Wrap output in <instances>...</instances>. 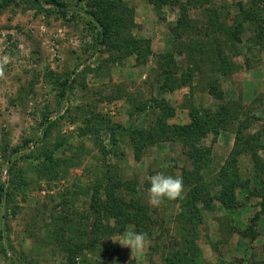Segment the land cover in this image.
Wrapping results in <instances>:
<instances>
[{"label":"rangeland","instance_id":"374dc122","mask_svg":"<svg viewBox=\"0 0 264 264\" xmlns=\"http://www.w3.org/2000/svg\"><path fill=\"white\" fill-rule=\"evenodd\" d=\"M58 1L69 8L64 18L44 0H0V264H15L13 257L19 264H73L77 245L85 249L90 240L93 215L88 200L96 191L98 203L106 202L113 186L115 198L125 191L130 193L124 197L127 201L132 200L129 195L136 198L142 208L137 216L149 214L150 221L142 222L150 225V245L142 254L131 253L116 243L121 234L111 232L97 238L86 264H168L169 256L174 264L178 259L184 264H264V205H259L264 178L259 184L252 175L250 188L236 192L231 207L215 199L206 205L197 201L201 224L196 230L189 204L182 205L191 185L197 184L201 195L209 197L220 191L217 178L223 176L227 159L236 161L241 181L251 174L249 158L239 150L249 148L246 133L264 146V48L248 55L247 68L243 56L233 58L237 67L219 81L215 96L208 92L214 78L202 77L200 63L189 53L196 40V46L202 44L212 54L214 44L205 35L211 14L207 9L216 7L225 24L233 27L250 0H201V12L194 8L196 3L187 6L178 37L170 26L179 8L164 6L157 12L147 0H117L110 12L132 22L119 30L121 36L129 31L142 48L148 45L146 56L137 62L133 56L95 46L97 28L88 11L94 3L105 9V1L116 0ZM243 28L239 46L251 35L249 23ZM213 42L228 54L224 36L219 34ZM168 53L173 55L174 72L165 78ZM64 79L68 86L61 97ZM156 102L164 113L166 108L173 111L167 120L171 126L188 125L193 116L227 102L232 115L246 116L248 126L241 130L239 142L234 124L232 131L219 132L216 138L208 133L196 141L198 150L180 137L162 138L137 158L127 147V135L110 140L109 130L117 125L150 129L158 121ZM132 106L142 112L129 117ZM159 172L183 177L182 199L150 203V177ZM182 238L191 241L195 258Z\"/></svg>","mask_w":264,"mask_h":264},{"label":"trees","instance_id":"16d2710c","mask_svg":"<svg viewBox=\"0 0 264 264\" xmlns=\"http://www.w3.org/2000/svg\"><path fill=\"white\" fill-rule=\"evenodd\" d=\"M149 3L153 4L155 6V9L157 12L161 10L162 7L168 6L170 9L179 8V14L176 18L175 24L170 26V31L172 34L174 33L177 37L180 35L179 28L186 24L184 21L186 18V12L187 6L195 5L193 3L198 4V7L201 12V0H147ZM44 2H47V4L55 7L58 12L60 13L61 17H65V14L67 10L69 9L64 3L59 2L58 0H44ZM183 2V4H182ZM103 3V2H102ZM107 8L100 7L97 3H94L92 10L88 11V14L93 18V22L96 25L95 28H97L96 35L94 37L95 40V46L98 48L100 46H104L106 50H115L117 52H120L122 56H133L134 60L137 62L139 58L146 56V52H148V46L145 45V49L142 48L140 44H137L135 40L131 37V35L127 31L126 37L121 36L120 31L125 30V28H130L132 26L131 21H125L122 18L121 14H112L111 8H115L117 6V0L116 2L113 1H105ZM241 7L243 15H241L240 19H238L235 22V25L233 27L227 26L225 24V19L220 18V14L217 13L216 7H211L210 9H207L211 14L207 16V29L205 31V35H208V37L211 39L209 40L214 44L212 47L211 55H208L206 52H208V49L205 51L204 46L198 45L196 46V40L193 41L194 44L189 47V53H192L195 57V61L199 62V70L201 69V75L202 77L210 76V78H214L212 83H208L209 86V93L213 96H215V91H218V88H220L219 81L223 78L230 76L234 73V67H237V63H235L234 59L236 56H243L245 58L244 66L247 68L250 66L248 55H251L252 52L256 47H259L260 49L264 48V43L262 41L264 37V0H250L245 10ZM106 12H108L106 15ZM105 13V15L103 14ZM227 14V12H226ZM218 18H220V22H217ZM236 20V19H235ZM213 22V23H212ZM244 22L249 23L250 26V33L251 35L246 39V42L242 44V46H239V43L241 42L240 36L245 28H243ZM258 25V27H257ZM125 26V27H124ZM252 26V28H251ZM190 28V27H189ZM120 30V31H119ZM222 35L224 36V39H226V43L223 44L224 47L227 48L228 54L224 53L222 48H220L219 43H215L216 37ZM199 43V42H198ZM222 44V43H220ZM218 47V48H217ZM145 50V51H144ZM223 54H227V56H224ZM122 58V57H120ZM213 58L214 61H213ZM173 63V55L171 53L166 54V59L164 61L165 71L164 76L165 78H169L168 74H172L174 71L171 68V65ZM236 65V66H235ZM218 80V82H217ZM215 83H218L217 85ZM68 84V80L64 79V81L61 83L62 89H61V97H64L66 88ZM181 84H186L185 82H182ZM166 84L163 83L161 85L160 94L164 92V87ZM155 102V101H154ZM155 107L157 108L156 118L158 121H155V124H153L150 129L148 130H138V128H130V129H122L120 125H117L113 127V129H110L109 132L111 134V139L113 141L122 140V135H127L128 137L126 140L128 141V146L131 150V153H133L136 158L138 156V153H141L144 149L153 147L157 145L156 143L161 140L162 138L165 140L169 139H177L180 137V140L184 142V144L188 145L190 149L198 150L195 146V142L198 140L204 138L208 133H211L215 138L219 132H223L224 130H231L232 126L236 125V130H233L236 138V142H239L242 139V132L241 130L247 128L246 123V116L243 115H232V109L229 106V103H223L220 104L219 109L215 111H208V112H201L200 116L192 118L190 124L185 126H178L175 127L174 125H169V122L167 121L169 118L173 117V111L170 108H166L167 113H164L162 111V104H155ZM156 111V110H155ZM239 111L240 107H239ZM142 111L141 109H137L136 106H132L131 109L128 112L129 117H132L136 114H140ZM155 114V112H153ZM171 126V127H169ZM230 127V129H229ZM121 129V130H120ZM137 129V130H136ZM98 129H94V132H97ZM100 133V131H99ZM263 133H259L261 135ZM215 138L213 141H215ZM246 144L249 148L247 149H239L241 152L246 153V157L249 158L248 165L252 168L251 174L249 176H246L243 181L239 179L240 175V169L237 167L236 161H231L232 159H227L228 161L225 162L224 167L222 169L223 176L219 179L217 178V183L221 187L219 192H216L213 194V196H206L201 195L200 190L198 189V185L195 186L191 185L187 188L186 196L188 197L184 201H182V205L187 206V210L192 212L191 219L192 221V228L196 230V228L201 224V206L198 207L196 205V202H203L204 205H206V202H210L211 200H216L221 205L231 207L233 205L234 196L236 192H238L240 189H246L250 188L249 183L252 178H255L258 180L259 184L263 181V174H264V146L260 145L257 138L254 136L248 135L246 133L245 137ZM120 143V142H119ZM194 143V144H193ZM125 145V143H123ZM111 151L104 152L110 153ZM205 164L201 163V167ZM200 167H196L195 169V175L197 179L200 178ZM227 170V171H226ZM253 177L251 178V176ZM98 186H100L99 183H97ZM117 186V185H116ZM115 187H112V190H110L107 193V201L104 203H98L99 198H95L97 192L95 191L92 195L93 197L88 200V209L91 211L93 215V221L91 224H89V230L86 234L89 236L90 240L88 245L85 247V249H82V244L77 245L76 251L79 255L75 256L73 258V264H86L88 260L86 259V256L89 252H92L95 248V245L97 243V238L110 235L111 232L123 234L126 226L130 225L133 227L134 231H141L144 230L147 233L148 238L150 239L151 230L150 225H146L142 221L145 220L147 222L150 221V217L148 213L144 214V217L137 216L138 210L140 211L142 208L138 206V202L136 198H134L132 195H129V198L132 200L127 201L124 197L128 194H130L128 191L122 194L121 197L115 198L113 189ZM261 189V188H260ZM133 193V192H132ZM188 194V195H187ZM191 194H197V196H191ZM90 195V196H92ZM206 197H209L206 199ZM260 206L264 205V185L262 189L260 190ZM97 204V205H96ZM232 204V205H231ZM182 208H186L182 206ZM232 209V208H231ZM184 210V209H183ZM230 210V208H229ZM142 211V210H141ZM131 212H134L135 215L131 216ZM136 216V217H135ZM258 217V215L254 216V220L252 222H255V219ZM144 218V219H143ZM107 222V225H103L102 222ZM109 221L112 223L110 224ZM143 224V225H142ZM78 224L74 227H77ZM135 228V229H134ZM248 230L250 231L251 228L248 226ZM138 231V232H139ZM248 232V231H245ZM99 233V234H98ZM97 234L99 236H97ZM188 234V231H187ZM79 235L83 236L85 233H80ZM2 236H0V239L2 240ZM185 238V237H184ZM183 240V238H182ZM181 240V241H182ZM2 242V241H1ZM184 244L187 243V251L192 254V256L195 258V253H192L193 246L190 244L191 241L186 242L184 239L182 241ZM77 244V243H76ZM177 252V251H176ZM174 253V254H178ZM175 256V255H174ZM15 264H19L15 257L12 258ZM168 264H174V257H166ZM181 259H178V263L176 264H184L181 262ZM186 264V263H185Z\"/></svg>","mask_w":264,"mask_h":264},{"label":"clouds","instance_id":"9594fccd","mask_svg":"<svg viewBox=\"0 0 264 264\" xmlns=\"http://www.w3.org/2000/svg\"><path fill=\"white\" fill-rule=\"evenodd\" d=\"M2 75L3 70L0 69V76ZM148 193L150 203L156 206H159L164 201L182 199L184 195L183 177L170 175L165 172L156 173L150 177ZM116 243L130 248L131 253L142 254L150 245V240L145 232L127 230L119 235Z\"/></svg>","mask_w":264,"mask_h":264}]
</instances>
